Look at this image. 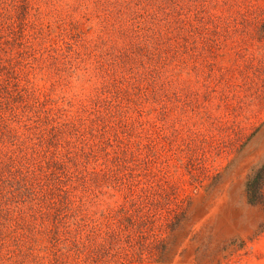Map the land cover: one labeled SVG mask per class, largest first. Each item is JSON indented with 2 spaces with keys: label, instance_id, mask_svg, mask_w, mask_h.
Instances as JSON below:
<instances>
[{
  "label": "trees",
  "instance_id": "16d2710c",
  "mask_svg": "<svg viewBox=\"0 0 264 264\" xmlns=\"http://www.w3.org/2000/svg\"><path fill=\"white\" fill-rule=\"evenodd\" d=\"M198 3L0 0V264L162 262L165 99Z\"/></svg>",
  "mask_w": 264,
  "mask_h": 264
},
{
  "label": "rangeland",
  "instance_id": "374dc122",
  "mask_svg": "<svg viewBox=\"0 0 264 264\" xmlns=\"http://www.w3.org/2000/svg\"><path fill=\"white\" fill-rule=\"evenodd\" d=\"M198 4L205 29L165 99L174 140L157 161L167 199L157 264H264V187L257 202L246 187L264 165V0Z\"/></svg>",
  "mask_w": 264,
  "mask_h": 264
}]
</instances>
